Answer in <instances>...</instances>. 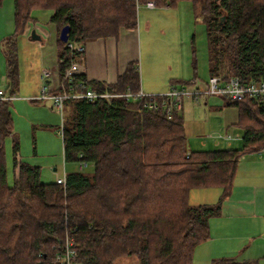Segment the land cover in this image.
Returning <instances> with one entry per match:
<instances>
[{"label":"trees","instance_id":"trees-1","mask_svg":"<svg viewBox=\"0 0 264 264\" xmlns=\"http://www.w3.org/2000/svg\"><path fill=\"white\" fill-rule=\"evenodd\" d=\"M149 1L191 4L195 19L205 25L209 76L264 75V0H12L14 31L3 45L6 93L13 94L18 84L16 39L32 11L50 10L57 32L68 26L67 42L84 44L136 29L138 7ZM67 42L57 40L59 76L75 57ZM77 79L108 94L137 91L140 80L137 62L112 85ZM225 101L238 111L241 146L191 151L182 116L174 112L168 120L161 101L150 109L146 99L64 100L63 161L86 163L66 171L64 185L42 183L40 168L18 158L16 140L14 179L8 184L4 143L13 121L9 101H0V264H58L55 257L67 237L74 243L75 264H115L123 257H136L137 264H190L194 249L209 237V219L230 193L241 157L264 149V107L250 99ZM86 166L91 173L82 171ZM208 188L221 190L217 202L189 204L191 190Z\"/></svg>","mask_w":264,"mask_h":264},{"label":"rangeland","instance_id":"rangeland-1","mask_svg":"<svg viewBox=\"0 0 264 264\" xmlns=\"http://www.w3.org/2000/svg\"><path fill=\"white\" fill-rule=\"evenodd\" d=\"M7 2L4 5L3 12L0 14L3 20H6L8 16L7 6L9 3ZM180 2L177 8L173 7V9H168V11H161L162 9L156 7L153 11L156 16L154 18L158 21L152 25L150 30L142 32L143 57L142 59L140 58L139 52L136 58L139 77L142 68L145 66L143 64L147 52L145 50H147V44H149L157 56L153 53L152 58L148 57V60H152L151 69H154L156 65H161L164 69L163 72L166 73L165 77L178 82L190 81L195 76L197 83L194 86L187 84L185 87L203 88L208 78L209 69L205 25L199 19H195L191 4L188 1ZM147 13L149 11H147L145 6L139 7L138 15L142 18V21L149 19L147 18ZM50 16V10L38 9L32 11L30 29L16 39L19 74V86L15 90L16 95L19 93L18 90L21 91L20 93L25 91L32 92L35 82H38L41 88L46 86L44 81L41 80L42 71L43 69H48L50 67L49 63L55 61L54 44L58 38L57 34H59L55 26L50 23ZM33 31L40 40L31 39ZM168 67H170V70ZM201 83L203 84L201 85ZM0 89L4 92H9L8 81L5 77L1 79ZM181 100L188 150L228 149L241 146V142L238 139L230 141L231 147L227 146L226 142H221L219 146H216L214 139L218 134L227 133L232 137L236 133L241 134V130L237 126L238 111L236 108L224 106L223 104L226 101L217 96H203L199 98L198 102L187 96H183ZM43 103L44 101L37 99L36 102L27 101L28 107L24 103H17L15 108L10 102L9 111L11 112L15 138L19 145L18 158L40 168V181L42 183H52L55 173L52 171L51 166H48L50 163H53V167L58 166V174L62 176V164H64L66 171H74L78 170L79 162L64 163L62 141L58 134V128H61L62 120L53 109L51 114L55 116L56 120L55 122H49L53 121L51 117L47 118L44 112H40ZM45 107L47 110H51L49 106ZM67 111L64 109L63 115L66 116ZM39 119L46 121L45 127L47 128H40L39 125L31 126L32 122L34 123L35 120ZM4 146L8 184L12 185L14 177L12 140L10 137L5 139ZM35 148L37 149L36 152H34ZM56 153H59L58 157ZM91 170L90 166L82 169L84 173H91ZM216 192H219L216 188L193 189L189 194V204L195 206L216 201ZM137 263L136 257H123L115 262V264Z\"/></svg>","mask_w":264,"mask_h":264},{"label":"crops","instance_id":"crops-1","mask_svg":"<svg viewBox=\"0 0 264 264\" xmlns=\"http://www.w3.org/2000/svg\"><path fill=\"white\" fill-rule=\"evenodd\" d=\"M6 2L9 3L7 6V19L3 20V18L0 16V82L2 78H6V60L3 47L4 41L14 31L12 0L3 1L2 5L0 6V14L3 12ZM180 3L181 2L173 7L177 8ZM156 7L162 9L161 11H168V9L171 8L173 9V7L168 6H155L154 8H146L147 11H149V13H147V18L149 19L142 21V18H140L137 13L136 29H121L116 38H98L84 43L85 50L79 62L82 68L81 75L85 77L87 82H101L106 85L115 84L118 77L125 72L128 64L137 62L136 58L139 52L140 58L142 59V32L150 30L152 25L156 24L158 21L154 18L156 16L153 12ZM29 24H31V21L26 26L25 31L30 29ZM57 40L58 38L54 44L55 61L49 63L50 67L48 69H43L50 70L52 72V78L46 82L49 92H56L58 87L59 75L57 71ZM145 51H147L146 55L144 54L145 60L143 64H145V66L142 68L141 75L139 77V89H141L146 94H162L167 92L171 87H182L187 85H174L179 84L178 81L170 79L169 77H165L166 73L163 72L164 69L161 67V65H156L154 69H151L152 60H148V57L152 58L155 52H153V48L149 44H147V50ZM53 62L54 64L52 65ZM168 68L170 70V67ZM196 83L197 79L195 80L194 76L193 79L189 81V85L191 84V86H194ZM203 83H201V85ZM18 86L19 74L18 84L13 92L15 97L9 101V105L10 102H12L15 108L17 103H24L26 107H28L26 104L27 101L36 102L37 97L40 96L41 86H39L38 82H35L34 90L32 92L25 91L24 93H20L21 91L18 90L19 93L16 95L15 90L18 89ZM38 86L40 91L38 90ZM41 101H44V103L41 105L40 112H44L47 115V118L51 117L53 121L49 122H55V116H52L51 114V111L54 109L52 100L41 99ZM223 105L226 106V103ZM45 106H49L51 110H47ZM55 113L57 114L56 111ZM180 115L183 119L182 107L180 110ZM36 125H39L40 128L43 129L47 128L45 127L46 121L43 119L35 120L34 123H31L32 127ZM13 130L12 134L9 136L12 140V143L14 140H16ZM236 134L240 136L238 139L240 140L241 134ZM221 142L225 143V141L220 140L219 143L215 145L219 146ZM230 143L225 144L231 147ZM36 151L37 149L35 148L34 152ZM59 153H56L57 157ZM52 164L53 163H50L48 166H51L52 171L55 173L54 180H52L56 183L58 179L64 178L66 170L64 169V164H62L63 175L61 176L57 171L58 166L56 165L53 167ZM216 189H218L219 192H216L215 198L217 199L213 202H217L221 194V190L219 188ZM213 202H210L209 204ZM208 224L209 237L205 242L199 244L194 249L192 262L190 264H218L220 260H229L238 263L254 262L255 264H264V149L257 153L244 155L241 157L233 179V185L230 193L228 197L222 201L219 214L215 217H211Z\"/></svg>","mask_w":264,"mask_h":264},{"label":"built area","instance_id":"built-area-1","mask_svg":"<svg viewBox=\"0 0 264 264\" xmlns=\"http://www.w3.org/2000/svg\"><path fill=\"white\" fill-rule=\"evenodd\" d=\"M154 1H149L145 4L146 8H154ZM71 57L70 65L64 70L62 76H59L58 87L56 92H49L47 89V80L52 78L50 70H43L41 80L46 86L41 88L39 100L51 99L53 108L62 117L63 101L66 99H87L93 100L97 98H108L112 96L124 97L126 99L137 100L146 99V106L150 109H157L160 105L166 108V117L172 119V113L180 114L182 107L183 96H190L195 102L199 101L203 96H217L227 101H242L253 100L258 106L264 107V75L258 79L242 80L238 77L223 78L218 75L209 76L203 88L193 87H171L167 92L162 94H146L141 89L131 91L127 88L126 91L116 94L99 93L91 90L85 82L78 80L77 76L81 75L82 68L80 66V58L84 53L85 47L83 43L67 42ZM14 94H8L0 89V101H10L14 99ZM167 100V101H166ZM58 134L62 135V129L58 130ZM239 135L232 137L229 134H218L215 139L217 145L220 140L230 143L233 139H239ZM188 156V154H187ZM86 163L80 162L79 168H82ZM64 178L58 179L56 183L64 185ZM76 250L71 238H65L61 251L56 255L55 261L58 264H75Z\"/></svg>","mask_w":264,"mask_h":264},{"label":"water","instance_id":"water-1","mask_svg":"<svg viewBox=\"0 0 264 264\" xmlns=\"http://www.w3.org/2000/svg\"><path fill=\"white\" fill-rule=\"evenodd\" d=\"M31 39L40 40V38L34 34V31L31 34ZM58 39L63 43H66L68 41V26H64L60 29Z\"/></svg>","mask_w":264,"mask_h":264}]
</instances>
